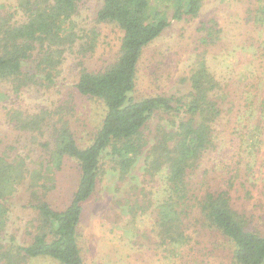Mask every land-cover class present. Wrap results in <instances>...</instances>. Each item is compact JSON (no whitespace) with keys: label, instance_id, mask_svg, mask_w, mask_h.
Returning a JSON list of instances; mask_svg holds the SVG:
<instances>
[{"label":"rangeland","instance_id":"1","mask_svg":"<svg viewBox=\"0 0 264 264\" xmlns=\"http://www.w3.org/2000/svg\"><path fill=\"white\" fill-rule=\"evenodd\" d=\"M150 1L170 25L144 48L133 95H186L195 57L205 50L206 66L220 86L217 94L223 99V112L213 125L214 145L204 153L192 176V192L200 197L208 190L227 189L231 208L246 219L247 228L264 234V0H202L195 16L183 14L178 20L173 17V0ZM102 2H79L74 18L81 29L96 30L95 50L85 56L76 52L77 47L67 51L54 85H31L14 94L8 83L0 82V93L6 94L0 98V153L21 155L31 170L44 162L52 181L47 183L51 188L46 198L56 209L68 204L79 171L71 158L64 159L53 173L48 171V150L42 144H52L54 133L58 134L64 122L80 146L90 143L100 127L104 105L78 93L74 85L82 63L98 71L118 55L122 31L112 22L97 21ZM1 5L15 9L16 0H0ZM15 18L24 19L20 14ZM210 18L218 22L220 37L215 45L205 48L200 42L204 32L198 27ZM9 109L29 114L47 110L49 114L41 131L23 133L9 121ZM159 118L153 116L144 129L149 144ZM167 119L164 114L161 120L166 128L171 127ZM149 147L122 178L116 163L109 158L101 160L97 187L84 203L78 228L85 264H234L233 244L217 229L202 226L193 212L185 243L160 244L154 219L156 205L167 195V168L163 165L153 175L146 173L151 161L146 155ZM28 183V178L20 182L11 198L4 235H15L21 244L32 239L36 216L25 205ZM30 264L57 263L38 259Z\"/></svg>","mask_w":264,"mask_h":264},{"label":"trees","instance_id":"2","mask_svg":"<svg viewBox=\"0 0 264 264\" xmlns=\"http://www.w3.org/2000/svg\"><path fill=\"white\" fill-rule=\"evenodd\" d=\"M80 1L16 0L15 9L0 6L3 9L0 12V82L8 83L12 93L17 94L31 85L51 87L67 51L77 47L76 52L85 56L95 50L96 30L81 29L74 18ZM173 2V17L177 20L183 14L195 16L202 4V0ZM16 14L24 19L17 20ZM96 19L112 22L122 31L116 59L98 71H91L82 63L74 85L78 93L98 99L104 105L100 127L90 143L80 146L64 122L58 134L54 133L52 144H42L48 150L51 165L48 171L60 169L66 158L77 163L79 177L75 189L68 204L61 209L54 208L46 198L51 188L47 183L52 181L46 167L43 168L44 162L31 170L21 155L9 157L0 153V264H30L38 259L57 264H85L78 243V228L84 203L97 187L101 160L109 158L116 163L122 178L148 145L146 155L151 161L146 173L153 175L163 165L167 168V195L156 205L154 219L160 244L185 243L189 215L193 212L202 226L217 229L233 244L234 264H264V234L247 228L246 219L231 208L227 189L208 190L200 197L192 192V176L204 153L214 145L213 125L223 112V99L217 94L220 86L206 66L205 50L195 57L190 91L186 95L154 94L137 98L133 92L140 57L170 21L150 0H103ZM198 30L204 32L200 42L205 48L215 45L220 37L214 18L202 21ZM5 96L0 93V98ZM10 110L9 121L23 133L41 131L49 114L47 110L33 114ZM164 114H168L171 127L162 124ZM155 115L160 118L149 144L144 129ZM26 178L29 183L25 205L36 216L32 239L21 244L15 235H4L11 198Z\"/></svg>","mask_w":264,"mask_h":264}]
</instances>
